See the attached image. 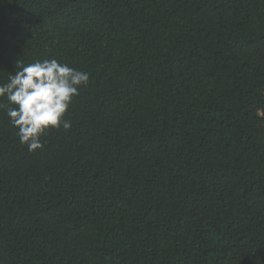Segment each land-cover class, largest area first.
<instances>
[{"label": "trees", "instance_id": "16d2710c", "mask_svg": "<svg viewBox=\"0 0 264 264\" xmlns=\"http://www.w3.org/2000/svg\"><path fill=\"white\" fill-rule=\"evenodd\" d=\"M53 58L70 130L0 99V264H264V0H0V83Z\"/></svg>", "mask_w": 264, "mask_h": 264}, {"label": "clouds", "instance_id": "9594fccd", "mask_svg": "<svg viewBox=\"0 0 264 264\" xmlns=\"http://www.w3.org/2000/svg\"><path fill=\"white\" fill-rule=\"evenodd\" d=\"M89 79V73L54 58L28 64L17 61L15 74L9 73L7 82L0 83V99L6 98L12 105L7 107L6 115L28 151H42V137L50 130L61 127L70 130L71 120L65 117Z\"/></svg>", "mask_w": 264, "mask_h": 264}]
</instances>
